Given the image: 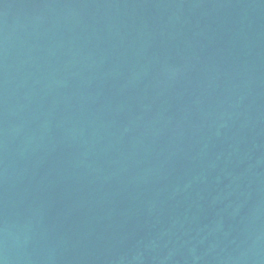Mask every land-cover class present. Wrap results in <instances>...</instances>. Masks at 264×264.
<instances>
[{"label": "water", "instance_id": "water-1", "mask_svg": "<svg viewBox=\"0 0 264 264\" xmlns=\"http://www.w3.org/2000/svg\"><path fill=\"white\" fill-rule=\"evenodd\" d=\"M0 264H264V0H0Z\"/></svg>", "mask_w": 264, "mask_h": 264}]
</instances>
